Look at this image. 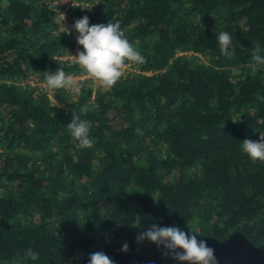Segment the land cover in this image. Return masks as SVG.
<instances>
[{
	"label": "trees",
	"instance_id": "trees-1",
	"mask_svg": "<svg viewBox=\"0 0 264 264\" xmlns=\"http://www.w3.org/2000/svg\"><path fill=\"white\" fill-rule=\"evenodd\" d=\"M62 1L0 0V264H179L137 242L153 224L195 234L218 264H264V162L241 149L264 133V69L248 67L264 0ZM61 13L67 29L119 22L145 63L108 90L51 93L44 72L83 77ZM73 114L91 121V148L71 137Z\"/></svg>",
	"mask_w": 264,
	"mask_h": 264
},
{
	"label": "clouds",
	"instance_id": "clouds-1",
	"mask_svg": "<svg viewBox=\"0 0 264 264\" xmlns=\"http://www.w3.org/2000/svg\"><path fill=\"white\" fill-rule=\"evenodd\" d=\"M65 19V15L61 13L56 18V23L70 34L64 26ZM72 27L79 33L77 43L83 48V51H78L75 56L70 54L69 58L79 67L83 77L91 81L93 87L98 86L104 90L111 89L125 77L130 67L145 63L144 55L130 43L126 35L127 29H122L119 22L110 21L107 25L90 26L89 17L84 16L76 20ZM216 39L221 53L230 57L229 48L232 44L230 34L222 31ZM262 53H264V49L257 45L248 65L253 74L264 69V54ZM44 73L43 83L49 91L63 89L75 95L81 94L83 85L79 82L80 77L66 72L63 67L55 72L46 71ZM58 107L65 106L60 104ZM86 111V108L81 109V112ZM91 127V121L82 120L75 114L67 126L71 137L81 148H91L93 145V140L90 137ZM241 149L253 163L264 162V133H260L258 142L245 139L241 143ZM140 221L141 217L135 216L132 227L139 228ZM146 240L158 247L163 246L171 253L172 259L178 261L179 264H218L215 250L209 247L206 241L198 240L195 234L189 235L179 226L160 227L153 224L137 235L138 243H143ZM128 249L129 245L125 242L122 250L127 252ZM23 259L38 260L39 253L32 248H27L23 252ZM89 264H114V261L103 252H94L90 255Z\"/></svg>",
	"mask_w": 264,
	"mask_h": 264
},
{
	"label": "rangeland",
	"instance_id": "rangeland-1",
	"mask_svg": "<svg viewBox=\"0 0 264 264\" xmlns=\"http://www.w3.org/2000/svg\"><path fill=\"white\" fill-rule=\"evenodd\" d=\"M68 2H69V0H64V1H62L61 5H62V6H65V5L68 4ZM68 29H69L70 32H74V29H73V28L69 27ZM75 55H77V54H75ZM75 55H73V56H75ZM133 71H134V68L130 67V68L127 70L126 73H131V72H133ZM84 79H86V78H84V77H80V80H79V81H82V80H84ZM31 85L34 86L35 84H34L33 82H31ZM43 86H44V85H43ZM44 87H45V86H44ZM52 92H53V91H51V93H52ZM52 100H54V98H52Z\"/></svg>",
	"mask_w": 264,
	"mask_h": 264
},
{
	"label": "built area",
	"instance_id": "built-area-1",
	"mask_svg": "<svg viewBox=\"0 0 264 264\" xmlns=\"http://www.w3.org/2000/svg\"><path fill=\"white\" fill-rule=\"evenodd\" d=\"M71 2V0H69V2L68 3H70Z\"/></svg>",
	"mask_w": 264,
	"mask_h": 264
}]
</instances>
